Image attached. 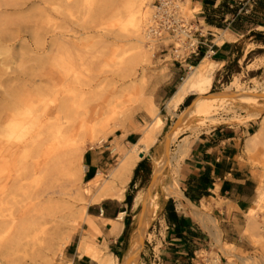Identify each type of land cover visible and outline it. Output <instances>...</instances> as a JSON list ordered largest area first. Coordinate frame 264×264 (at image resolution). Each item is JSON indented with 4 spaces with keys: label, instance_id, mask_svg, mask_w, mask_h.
<instances>
[{
    "label": "rangeland",
    "instance_id": "obj_1",
    "mask_svg": "<svg viewBox=\"0 0 264 264\" xmlns=\"http://www.w3.org/2000/svg\"><path fill=\"white\" fill-rule=\"evenodd\" d=\"M153 1L144 0L142 6L144 11L147 10L141 23L143 38L147 19L152 12ZM102 3L101 0H97L99 9L92 13L77 15L76 28L82 34L80 43L87 52L93 53V65L88 77L82 66L81 74H78L83 89H87L86 84L90 83L91 92L85 95L83 103L78 108L82 122L77 125L75 140L83 144L84 153L87 151L103 152L105 162L108 163L106 167L108 172L102 174V179H106V182L109 183V174L118 166L122 157L121 153L115 150L113 143L119 139V135L124 136L129 132L136 133L139 138L153 121L154 115H158L162 119L163 125L155 143L144 157L147 158V165L152 173V160L161 153L162 144L171 125L192 106L196 99L195 95L189 96L175 112L168 113L165 107L167 102L165 93L170 88L178 87L182 79L190 72L191 67L199 64L203 58L207 60H211V58L203 54L197 64L193 65L189 63L193 55H187L182 50L178 52L180 57L177 58L174 55V46H176L174 44L177 42L169 36L154 43L144 38L143 43L138 44L130 26L118 28L114 21L111 24L110 22L109 24L102 23L106 20L104 16L108 11L107 7L105 10L104 8L101 10ZM182 14L192 26L194 38L200 45L202 40L211 38L208 33H219L217 30L207 29L201 22V24L198 22L199 8L197 5H192L190 0H183ZM51 20L60 25L66 21L62 15H53ZM215 39L217 40V38ZM240 48H244V52H241ZM240 48L234 50L236 52L226 63L213 64V82L208 95H240L241 91L253 88L259 93L253 96L264 95V43L255 44L245 38ZM11 53L17 58H8L5 49H0V73L3 71L8 73L2 76L1 80L15 76L16 73L12 72L20 67L26 68L30 73L41 71L33 68L32 62L21 63L19 60L20 53L27 58L28 55H33L32 52L13 46ZM83 62L85 61L83 60ZM72 63L69 68L76 67L78 61ZM22 77L24 79L15 84L8 85L7 82L0 84V108L9 107L2 100L3 92L10 89L9 87L13 88L17 101L34 94V86L26 87L31 76L24 75ZM51 83L56 85L57 79L55 78L49 85ZM257 103L262 105V108L243 107L236 102L224 104L215 116L217 124L194 130L185 126L169 146V150H174L182 139L188 142L191 137H196L202 132H209L222 124L243 125L250 121L253 124L251 132H258L264 126V100L258 99ZM91 108H96L98 113L88 118V115L85 114ZM19 141L20 139L15 142L19 143ZM119 144L126 151L131 147L122 141ZM252 153L257 158L254 166L259 169L258 193L260 195L261 192H264V134ZM247 154L249 155L250 152L247 151ZM19 160L18 156L15 161L16 175L20 169ZM81 164L84 166L83 158ZM62 176L59 179L61 184L64 182V176ZM5 179L4 175L0 176V189L5 184ZM149 180L150 176L146 180L143 177H138L132 188L124 190V195L127 191L132 196L133 207L131 211H128L131 216L130 234L123 249H127L131 233L135 231ZM87 182V177H84L83 173L81 180L76 177L73 185L60 189L61 193L58 191L59 187L56 186L55 189H50L47 196L36 198L35 194L41 189V184L33 182L25 187L26 195L21 192L15 194L12 200V209L16 220L18 221L22 214V212L19 213V210L23 208V210L29 211L37 204L39 206L38 221L42 224V230L32 231L18 237L11 246L4 244L5 235L1 234L0 264H71L68 260L67 248L72 246L71 249L78 245L84 235H89L91 242L101 251V255L103 253L105 255L106 249L102 248L101 244L95 240V234L98 232L93 229V219L87 218L88 209L94 204L90 203V198L83 194ZM155 192L159 196L157 198L158 211L146 230L148 238L143 239L146 250L151 249L152 246L157 249L160 246V239L164 237L165 233L162 213L164 204L170 196L160 195L157 190ZM137 196H142V200L135 204ZM2 214L5 216L6 212L3 211ZM255 214L252 222L248 219L247 226L242 233V238L247 240L249 247L253 249L252 252H245L234 245L226 244L221 239L217 221L213 219L218 236L210 251L205 253V259L209 264H214L215 261L216 264H243L238 258L249 261V264H264V201L258 200ZM123 260L124 258H120L116 264H122ZM95 262L100 264L96 260Z\"/></svg>",
    "mask_w": 264,
    "mask_h": 264
},
{
    "label": "bare ground",
    "instance_id": "obj_2",
    "mask_svg": "<svg viewBox=\"0 0 264 264\" xmlns=\"http://www.w3.org/2000/svg\"><path fill=\"white\" fill-rule=\"evenodd\" d=\"M101 1L103 2L101 10L108 8L104 16L106 20L102 23L111 24L114 21L118 28L130 26L135 41L138 44L143 43L146 35L144 34V38L141 35V23L144 15L147 14V10L144 11L142 7L144 0ZM96 9H99L97 0H0V49H5L8 58H17L11 53L13 46L32 52L33 55H28L27 58L20 53L19 60L21 63L32 62L33 68L41 70L30 73L26 68L20 67L12 72L16 73L15 76L7 77L5 80H1V77L8 73L6 71L0 73V84L18 83L24 79L22 76L26 75V77L31 76L26 87H35L33 95L18 101L15 99L12 87L3 92L2 100L9 105L0 108V176L6 177L5 184L0 189V235H5L4 244L11 246L18 237L42 230V224L38 221L37 204L29 211L23 208L19 210L22 214L19 220H16L12 209L15 194L21 192L26 195L25 187L33 182L41 184V189L35 194L36 198L47 196L50 189H55L56 186L61 193L65 186L73 185L76 177L81 180L86 170L81 164L84 147L75 140V135L77 125L82 122L78 108L83 103L85 95L91 92V85L87 83L88 88L83 89L78 74H81L82 66L87 72V77L90 75L93 53L87 52L81 46L82 34L78 32L76 26L77 15L92 13ZM53 15H62L66 19L65 23L63 25L53 23L51 20ZM229 38L219 37L215 41L221 45L224 39ZM77 61L76 67L69 68L72 62ZM214 63L203 58L199 64L191 67L190 72L167 100L166 110L168 113H173L189 96H196L193 105L184 113L183 120L167 136L169 146L185 126L194 130L217 124L215 116L224 104L236 102L243 107L262 108L257 100L264 98L253 96L259 94L254 88L241 91L240 95L235 96L222 94L205 97L212 86ZM53 78L57 79L56 85L53 83L49 85ZM152 111L154 113V110ZM97 113L96 108H91L85 115L90 118ZM162 125V119L154 115L153 121L129 150H124L118 142L114 144L115 150L122 155L120 163L110 172L109 183L106 179H102L101 173L87 182L83 194L90 198V203H100L105 198L120 201L123 199L125 186L133 169L155 143ZM263 134L264 126L251 137L246 145L248 149L255 148ZM18 139L20 141L16 143ZM187 147V142L182 139L176 148L170 151L169 148L166 150L164 142L161 153L153 158L152 176H156V180L151 185V192L147 197L141 232L137 233V229L135 231L136 236L129 250V258L134 260L136 257L140 247L139 234L142 239L149 236L146 230L158 211L159 196L155 190L166 197L181 198L177 171L186 155ZM18 156L20 169L16 175L15 161ZM62 175L63 184L59 180ZM139 200H142V196L136 197L135 204ZM258 200L264 201V192L260 193ZM8 205L10 206L6 207ZM3 211L6 212L5 216L2 214ZM201 211L205 214L199 212L196 214L197 219L205 224L217 239L215 223L209 217V207L205 206ZM255 216V211L252 210L247 215L250 222ZM122 217L121 213L117 219L121 220ZM87 218L90 219L88 215ZM120 226V223L113 222L112 232H117ZM77 252L79 255L89 256L100 264H116V259L111 254L101 255V251L91 242L89 235L82 236ZM238 259L243 264H249V261L243 258ZM127 261L128 259L123 264Z\"/></svg>",
    "mask_w": 264,
    "mask_h": 264
},
{
    "label": "crops",
    "instance_id": "obj_3",
    "mask_svg": "<svg viewBox=\"0 0 264 264\" xmlns=\"http://www.w3.org/2000/svg\"><path fill=\"white\" fill-rule=\"evenodd\" d=\"M204 1L190 0L192 5H197L199 8L198 22H201L207 29H214L219 33H208L211 38L201 41L198 55H193L189 63L193 64L205 54L213 62L224 64L236 52L234 50L240 48L242 41L251 31L264 32V25L247 29L245 33L231 30L229 23L224 29L207 25L203 15ZM222 1L215 0L213 8H216ZM233 1V5L229 6L237 8V15L254 13L261 17L264 16V10L260 11L255 8L256 4L253 0ZM227 18L228 16L224 22ZM262 22L264 24V20ZM227 36L230 38L224 39L221 45L215 42V38H226ZM240 50L244 52V48H240ZM176 88H170L165 93V95L167 94L166 100L175 92ZM252 126L250 121L243 125L222 124L188 140L186 155L180 162L177 171V184L182 196L181 198L170 196L164 204L162 221L165 233L164 237L160 239V246L157 249L152 246L151 249L146 250L143 241L142 248L136 252L134 260L131 258L129 264L132 262L134 264H209L205 259V253L210 251L216 239L207 226L196 217L199 212L205 214L201 211L205 206L209 207V217L217 221L221 239L226 244L234 245L245 252H252V247H249L245 238H242V233L248 222L247 215L251 210L255 211L259 197V169L254 166L257 158L252 153L255 148L248 149L246 146L255 134L251 132ZM136 139L138 140L136 133L129 132L124 136L119 135V139L113 144L122 141V143L132 145ZM247 151L250 152L249 155ZM254 152L256 153V151ZM144 157L138 161L135 168L142 161L148 163L147 158ZM83 163L86 169L84 177H87L88 181L94 179L98 173L108 172L106 169L108 163L105 162L103 152H85ZM135 168L125 190L130 188ZM149 176L151 179V171ZM126 195L130 194L126 191L121 201L105 198L100 203H94L89 207L87 214L93 219V229L98 232L95 234L96 242L106 249V254L115 257L116 261L124 258L123 263L130 257L129 250L136 236L137 228L136 225L135 231L131 233L127 249H123L130 234L131 216L128 211H131L133 207V198L130 205L125 203ZM168 202L173 207L178 223L167 221L165 207ZM121 213L123 217L118 220V215ZM113 222L121 224L115 233L112 232ZM127 223H129L128 228H126ZM77 246L71 249L72 246L67 248L68 260L71 264H97L89 256L79 255Z\"/></svg>",
    "mask_w": 264,
    "mask_h": 264
},
{
    "label": "trees",
    "instance_id": "obj_4",
    "mask_svg": "<svg viewBox=\"0 0 264 264\" xmlns=\"http://www.w3.org/2000/svg\"><path fill=\"white\" fill-rule=\"evenodd\" d=\"M255 1V8L258 10H264V0H253ZM233 0H223L216 8H213L215 0H205L203 5V15L205 17V22L209 26H213L216 28L224 29L228 26L233 31L245 33L247 29L254 28L256 26H263L264 16L261 17L258 14L249 13V14H236L237 8H230V4L233 5ZM244 12V10H243ZM228 16L226 22L224 20ZM246 38H251V41L255 44H263L264 43V32H253L251 31ZM201 59L198 58L194 61L193 65H196L197 62ZM150 174V168L147 165L146 161L140 162L134 170L133 179L130 183V188L135 183V180L138 177H143L145 180ZM132 200L131 195H126L125 203L130 205ZM165 213L167 214V221H173L178 223V218L173 211V207L170 202L167 203L165 207ZM129 223L126 224V228H128Z\"/></svg>",
    "mask_w": 264,
    "mask_h": 264
},
{
    "label": "built area",
    "instance_id": "obj_5",
    "mask_svg": "<svg viewBox=\"0 0 264 264\" xmlns=\"http://www.w3.org/2000/svg\"><path fill=\"white\" fill-rule=\"evenodd\" d=\"M183 0H154L152 12L146 22L145 35L149 42H157L166 36L173 38L174 55L179 58L180 50L187 55L197 56L199 43L194 38L192 26L182 14Z\"/></svg>",
    "mask_w": 264,
    "mask_h": 264
},
{
    "label": "water",
    "instance_id": "obj_6",
    "mask_svg": "<svg viewBox=\"0 0 264 264\" xmlns=\"http://www.w3.org/2000/svg\"><path fill=\"white\" fill-rule=\"evenodd\" d=\"M235 95H237V94H229V95H227V96H235ZM209 96H211V95H206L205 97H209ZM259 97L264 98V95H259ZM192 105H193V104H192ZM185 112H186V111H185ZM183 115H184V114L180 115V116L174 121V123L171 125V127H170V129H169V131H168V133H167V135H166V137H165L164 142H165V148H166V150H168V148H169V144H167V136L177 128V126L179 125V123L183 120ZM155 180H156V176L153 175V176L151 177V179L149 180V183H148V185H147V188H146V196H145V197H146V198H145V202H144L143 206L141 207L140 214H139V218H138V223H137V228H136V229L138 230L137 233H140V232H141V229H142V226H143V220H144L145 210H146V201H147V197L149 196V194H150V192H151V185L153 184V182H154ZM138 239H139V241H140V247H139L138 251H140V249L142 248V245H143V239L141 238V234H139ZM138 251H137V252H138ZM130 260H131V258L128 259V261H127L126 264H129Z\"/></svg>",
    "mask_w": 264,
    "mask_h": 264
}]
</instances>
